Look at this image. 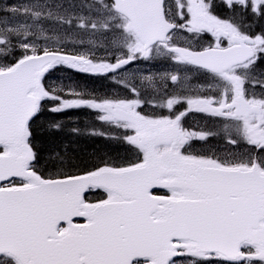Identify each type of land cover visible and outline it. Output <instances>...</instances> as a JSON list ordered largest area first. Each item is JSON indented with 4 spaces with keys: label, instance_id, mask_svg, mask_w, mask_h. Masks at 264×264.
Wrapping results in <instances>:
<instances>
[{
    "label": "snow or ice",
    "instance_id": "snow-or-ice-1",
    "mask_svg": "<svg viewBox=\"0 0 264 264\" xmlns=\"http://www.w3.org/2000/svg\"><path fill=\"white\" fill-rule=\"evenodd\" d=\"M0 264H264V0L0 6Z\"/></svg>",
    "mask_w": 264,
    "mask_h": 264
},
{
    "label": "trees",
    "instance_id": "trees-1",
    "mask_svg": "<svg viewBox=\"0 0 264 264\" xmlns=\"http://www.w3.org/2000/svg\"><path fill=\"white\" fill-rule=\"evenodd\" d=\"M54 120L63 121L70 126H78L80 128H85L93 123L90 113L82 109L74 113L67 112L61 114H54L46 111L40 120L37 121V125L46 126L48 122ZM39 135L44 136V133L41 131ZM69 139L71 138L69 137ZM104 144L105 141L98 138L81 137L78 141V146L87 151H91L93 148L103 146Z\"/></svg>",
    "mask_w": 264,
    "mask_h": 264
},
{
    "label": "rangeland",
    "instance_id": "rangeland-1",
    "mask_svg": "<svg viewBox=\"0 0 264 264\" xmlns=\"http://www.w3.org/2000/svg\"><path fill=\"white\" fill-rule=\"evenodd\" d=\"M18 2H20V0H0V6H3L5 4H10V3H18ZM139 67L141 68V70H150V71L155 72V71H158V70L163 71L168 66L167 65H163V64H159V65H156V66L153 67V65H150V64H142ZM68 75L74 76L72 73H69V72H57L51 78V81H55L56 78H58V77L59 78H66ZM76 77L78 79H80L82 82H87L90 87H95V88L101 89V90H113V91L116 90L114 87L113 88H109V82L108 81L96 80L94 78L81 77L79 75H77ZM76 111H78V110H70L68 113H74ZM194 123H198L200 125H203L204 124V120L201 117H196L195 121L191 117L187 120V124L188 125H193Z\"/></svg>",
    "mask_w": 264,
    "mask_h": 264
}]
</instances>
